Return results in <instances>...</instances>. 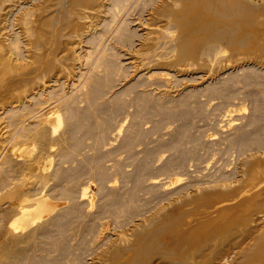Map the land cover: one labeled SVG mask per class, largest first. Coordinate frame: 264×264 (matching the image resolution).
I'll list each match as a JSON object with an SVG mask.
<instances>
[{"label": "bare ground", "instance_id": "6f19581e", "mask_svg": "<svg viewBox=\"0 0 264 264\" xmlns=\"http://www.w3.org/2000/svg\"><path fill=\"white\" fill-rule=\"evenodd\" d=\"M140 1H141V3L143 2L144 4H142L143 7H141V10L140 11L137 10V11H139V12H137L135 10V8L138 4H140ZM131 4H133V5H131ZM121 5L123 6L124 10H126L129 7V5L132 6L133 9H131V14H130V16L128 15L129 20H128V16H127V18H124L125 19V21H124V19L122 17H120L119 14H118L119 16L117 15V9H118V7L122 8ZM140 6H141V4H140ZM0 7H1L0 8V70H1V66L3 65V62L5 61V59L9 61L8 63H11V62L21 63V61H22V62H24V65H25V62H28L29 60L33 59V61H31V62H33L32 65L34 64V62H36L37 65L35 64L36 67H35V65H33L35 67V70H33L32 74L34 72H36V75H35L36 77L37 76L43 77V83L41 85H39L40 89L39 90L37 89L38 91L36 93H34V95H33L35 98H38L41 100V103L39 102L40 104L39 103L37 104L39 106L33 111L31 109V112H28L26 115L23 114L24 116L22 118V121L19 123L18 128L14 127L15 130L7 133L6 135L4 133L3 138H1L2 136L0 134V171L3 168H7L8 165L12 164L13 162H15L16 164L18 163V166H16L17 168H15L13 170L15 176L9 174L8 175L9 178L5 179V184L0 189V197H1L0 202H2V204H3V205H1L2 206L1 209L4 212L3 215H6V225H5V231L7 234L6 236L9 239V241L11 243L10 245L12 247V249L10 251V262H9V264H37V261L34 260L35 256L33 258L31 257V259H33V260H31L30 258H28L30 256H27L26 254H27V250H29V247L31 248L32 246L36 245L35 244L36 240H38L39 237L45 236L48 238V237H52L53 235L56 236V234H55L56 232H57V235H59L58 229L59 228L61 230L63 229V228H61L62 227L61 223L64 222V225H65V222L68 221L67 219H70V218H66V221L61 220V219H63L62 217H65V216L68 217L69 216L68 214H70V215L72 214V217L73 218L75 217V221H77L76 216L81 214L82 210H85V209L81 208L82 204H80V203L86 204V206L89 207L90 209L94 208V197L95 196H92V194L90 196V192H89L90 187H93V183L88 185V186L84 185L85 182L83 184H81L84 186H80L79 184H77V187H79V188L75 189V186L73 184H74V182H77V181L73 180L74 182H73V184H71V185H73V187L67 189L66 191H63V193L64 192L66 193V194H64V195H66L65 197H67L65 199L66 201L58 202L57 199L55 198V196L54 197L51 196L52 194H51V189L48 186V183H49L48 181L47 182L41 181V183L38 184V183H36V181L34 179L35 178H40L41 180L44 179L45 178L44 176H46L44 174L45 168H46L47 164L53 160V158L55 156V151H57L56 147L60 146V145H64V147L63 146L62 147L65 148V146L69 144V143L67 144V142H69L70 138H68L66 136V133H60L59 132V126L61 127L60 124H62L61 111H60V106L62 104H66L69 107L68 110L70 112V115H72V116L75 114L79 115V113L82 111L80 108H82L83 104H86L88 107L92 106V105L96 106L93 109H91V113L86 116V120H88L89 121L88 123L91 124V126L93 127L92 131L95 129V127L97 128L93 134L94 138L96 137L97 142L102 140L103 135H104V125L99 124V122L102 118L101 117L99 120L101 108L100 107L98 108L97 107L98 105H96V103H97L96 101L98 99L99 94H102V93H100L102 89L100 90V92H98V89H99L98 85H100L99 83L103 82L102 76L104 74H102V76H101V73L103 71L100 72V67L102 66V64L104 65V69H105V67L113 68L112 67L114 65L113 62L114 61L116 62V60H121V57H123L124 60L126 61V66L128 65L129 69L131 68V71L128 69L131 72V75H132L131 77H134V76L136 78L138 77L140 79V81H142L141 86H143L144 88L150 87L152 89V87H154L153 91H158L159 88L160 89L163 88L159 91V93L161 94L162 97L167 96L169 93H171L172 86H174V85L171 86L173 76H171V74H168L167 70H171V68H173V67L176 68L175 78L183 75V73H184V75H186L185 72H187V70L186 71L182 70L179 68V66L183 65L184 63H187V61L189 62V60H192L194 62L196 61L197 63H199V61H201L203 58L205 60L207 58V60H211L213 62L219 61L221 59H223V61H226L228 59L227 58L225 60V58L228 56L227 53H229V51H231L233 53V54H231L233 57V58H231V59H233V60H231V62H233L235 65H243V66L252 65V67L256 66L260 69H263V71H264V0H4V3ZM123 13H124V11H123ZM127 20L131 24H133L135 29L133 28L134 30L131 29V31H128L126 33H122L123 32L122 31L123 26H124L123 24H125ZM6 21L8 22V27H5L4 23H6ZM6 26H7V24H6ZM125 30H126V26H125ZM11 31L14 32V34H12ZM135 31H137L138 33L137 32L135 33ZM107 35L113 36L112 41H114V44H113L114 47H118V46L120 47L121 46V48H124L125 50L123 52H120V53L117 52L119 55H117V53L113 52V50H112L113 53L109 54L108 53L109 50H108V48H106V45L108 46V44H106V41H108ZM110 39L111 38H109V40ZM94 40L95 41L98 40V41L95 42ZM6 42L11 46V50L8 47L9 50L6 51L7 50L6 49L5 50L6 52L2 53L1 45L4 44V46H5ZM20 43L21 44L23 43L22 46H20ZM86 45H88V46H86ZM205 45H207V46L211 45L212 47L214 45V47H213L214 50L211 53L209 52L210 53L209 57L202 55V47H205ZM5 48H6V46H5ZM112 49H114V48L112 47ZM13 55L17 56V58H14ZM2 60H4V61H2ZM82 60H84V61H82ZM58 61H61L65 64L68 62V66H69V64H70V66H72V71L71 72L69 71L68 76L66 75L67 76L66 82H68V85H70L69 84V81H70V83H72V87H73L74 91H75V89H78V90H76L77 92L75 91L76 93L75 94L73 93V95L70 97H69L70 94H68V92L66 90L56 92L58 90V87L61 88L63 85V83H62L63 81L60 84V80L57 79V77H56L57 75L55 76V73H54V67L57 68L55 65ZM226 63H227V61H226ZM226 63H225V67H226ZM118 64H119V62H118ZM123 64H121L122 67L125 66V63H123ZM17 65L19 66V64H17ZM17 65H15V66L17 67ZM27 65L29 66L28 63H27ZM32 65H31V67H32ZM185 65L186 64H184V66ZM6 66H8V64ZM15 66H12V67L16 68ZM119 66L117 65L116 67H119ZM184 66H182V67H184ZM22 67L23 66H21V69H22ZM25 67L21 71H23L25 69ZM27 67H26V69H27ZM187 67H188V65H187ZM9 69L11 70V68H9ZM57 69H59V67ZM79 69L81 72L80 75H79V72L77 71ZM114 69H115V67L113 68V70ZM246 69H247V67H246ZM55 71L59 72V70H55ZM60 71H61V69H60ZM109 72H111V71H109ZM109 72H107V73H109ZM237 72H239V71H237ZM30 73H28V74H30ZM61 73H63V72L61 71L60 74ZM20 74H22V72ZM26 74H27V72H26ZM115 74H117V73H115ZM242 75H244V74H242ZM109 76H111V74L108 75V77ZM11 77H12V75H11ZM27 77H29V76L27 75ZM7 78H9V77H7ZM13 78H14V76H13ZM113 79H114V77H113ZM137 79H136V81H137ZM186 79H185V81H186ZM127 80H128V78H127ZM0 81H2L1 78H0ZM16 82H17V80H16ZM78 82H80V83H78ZM77 83H78V85H77ZM189 83H190V81H189ZM0 84H2V82ZM176 85H179V84H176ZM21 86L23 87L24 85H21ZM139 86H140V83H139ZM139 86H138V88H139ZM132 87H130V89ZM62 88H64V87H62ZM11 89H12V86L5 87L3 89L4 90L3 92H8V94H9ZM35 89H36V87H35ZM35 89L34 90L32 89V91H36ZM21 90H22V88H21ZM0 92H1V88H0ZM110 92H111V90H110ZM125 92H126V90H125ZM137 92H138V90H137ZM48 93L49 94L50 93H67V94H63V96H61V97H59V95H54L52 98L49 97L50 99H46V97H48ZM69 93H71V92H69ZM130 93H131V91H130ZM1 94H3V93H0V95ZM14 95H16V94H14ZM141 95H142V93H141ZM10 97H11V95H10ZM11 98H13V95ZM71 98H72V100H71ZM111 99H114V98H111ZM141 100H143V99H141ZM144 100H146V99L144 98ZM8 101H10V100H8ZM29 101H31V98ZM158 101H160L159 98H158ZM168 101H170V100H168ZM17 102H20V101L17 100ZM17 102L15 104H17ZM106 102H108V100ZM134 103H136V102H134ZM7 104H5V105H7ZM10 104H13V103H10ZM99 106H101V105H99ZM84 107H85V110L89 109V108L86 109V106H84ZM90 108H92V107H90ZM104 108L106 110V107H104ZM143 108L144 107H142V109ZM24 110H25V107H24ZM68 110L66 107V111H68ZM28 111H30V110H28ZM83 111H84V109H83ZM116 111H118V110H116ZM101 112H102V110H101ZM129 112H130V110H129ZM229 112H231V111H229ZM13 114H15V113H13ZM65 115L66 114H64V116ZM105 116H107V115L105 114ZM79 119L81 120V118H79ZM72 120L73 119H71V122H72ZM79 121H78V123H81V121L80 122ZM126 122H124V123H126ZM252 122H253V120H252ZM118 123H119V121H118ZM74 124H75V122H74ZM139 124H141V123H139ZM82 125H84V124H82ZM76 126L80 127V124L76 125ZM248 126H249V124H248ZM67 127H68V125H67ZM72 127H75V126L72 125ZM136 127H137V125H136ZM69 128H71V127H69ZM78 129H81V127L77 128L75 130L78 132ZM83 129H84V127L82 128V130ZM139 129L141 130L142 128H139ZM2 130H3V128H2ZM86 131H88V130H86ZM121 131H122V126H119L118 129L113 134V137L119 136L121 134ZM64 132H65V130H64ZM131 134H133V132ZM249 134L250 133H248V135ZM122 135H124V134H122ZM179 136L182 138L183 135L182 136L179 135ZM75 138L76 137H74L73 139H75ZM107 138H108V135H107ZM115 138H117V137H115ZM118 139H120V138H118ZM178 140H179V138H178ZM78 141H79V139H78ZM127 141H128V139H127ZM240 141H242V140H240ZM255 141H256V139H255ZM80 142H82V140H80ZM123 142L125 143V141H123ZM254 142H253V144H254ZM124 143H122V144H124ZM84 144H86V143H84ZM84 144H83V146H84ZM239 145L240 144H238V146ZM92 146H94V145H92ZM122 146H124V145H122ZM88 147H90V146H88ZM95 147L96 146H94L93 149ZM252 147H254V146H252ZM85 148H86V146H85ZM125 149L126 148H124L123 151H125ZM182 149H184V148H182ZM103 150H104V148H103ZM137 150H139V149H137ZM106 151H108V150H106ZM129 151L130 150H128V152ZM132 151H134V149ZM248 151L249 150H245V152H243L241 159L242 158L244 159L243 160L244 164H246L247 160L248 161L251 160L252 163H250L248 165H251L250 167H252V168L247 167L246 166L247 164L239 166L237 168V170L234 171L235 173H232V174H234L233 177L229 178V179L223 178V177L222 178H220V177L214 178L212 181L207 182L208 181L207 180V181H205L206 183L201 184V185L197 181H195L196 183H194V181H193V184H195V185L190 184L191 186H183V185H182V187L179 186L178 189L176 188L177 190L176 189H175V191L172 190L173 191L172 193L169 190L175 188L177 183H179V181H180L179 178L169 177L168 178L169 180L165 181L163 183L160 182L162 180L161 178H160L161 179L160 181H158V180L152 181L151 180L152 182H150V183L155 184V185L158 183L159 184L161 183L162 188L164 189L165 193H166V190H168V192L166 194H164V192H162V194H164L165 197H169L166 195L170 192L169 193L170 196H173L172 198L170 197L171 201L168 200L170 203L165 202L166 203L165 204L163 202V203H161V205H157V207L154 206L153 211L151 210V208H153V207L150 208L149 206L151 203L154 204V202H151L150 204L148 203L149 204L148 211L149 210H151V211H149V212L147 211V214H146V212L144 210L145 214L143 215V217L142 216L138 217V219L136 218L138 216V214H136L137 216L135 215V219H137V220H133V222H134L133 226L131 225L133 222H131V224L128 222L129 225L132 226L131 228L133 229V232H132V229H131V232H129V233H132V235H126V236L121 237L120 233H118L115 235L116 236L115 239L113 238L114 240L112 239V237L110 238V240L105 239L106 242H108V243L110 242L111 244L105 243V241L104 242L99 241L97 243L99 246L98 250L104 249L106 247L110 248V249L107 248L108 250H110V257H108V255H105V254H109L107 252V249H104L106 251L101 250L102 252L103 251L105 252V254L104 253H101V254L102 255L104 254L105 258H106V256L108 258L107 264H168V263L172 264V263H170L171 261L168 262L169 259L172 260L171 258L174 257V258H177L178 260H181L182 259L181 257L180 258L175 257V255L176 254L178 255V252H179L180 256L182 254H183L182 256H186V254L184 255V252L187 249H190L192 247H194V249H195L196 248L195 246L197 244L198 245L197 249H196L197 251L194 252L193 255L190 257H188L189 254H187V257H183V260H181L182 264H189V261L193 262L194 258H197V256H199L198 258L200 259L203 254L205 255V252H208L209 250H214L217 247H218L217 249H219V247L221 248V246L228 243L229 239L232 237L231 235H233L232 233H234L233 230L229 229L230 233L224 234V235H222V232H221L220 234L222 236H220L218 234L217 236H219V237H216V236H215L216 238L211 237L213 239L208 238V236H205L207 238H204V237L202 238V234L204 233L205 235H207L208 233H210L213 230L212 228L215 227L217 224H218L217 226H219V224L222 222H225V224H226V221H228L230 219H231V222L235 223V222H237V219H238L243 224H245L246 233L248 235H250V239L248 241H251L253 239L252 242H254V243L251 245L250 248L245 245L247 248H249L247 251L245 250V248L242 249V247H244V245L241 247L240 246L241 244L239 245L238 243H236V244H238L240 249H242L243 251L245 250L247 252V255H244V253L242 254L243 255L242 260H240L241 258L238 259L239 255L235 254L234 251H232L233 248L237 249L238 246H236V244H235L236 247H232L230 245L232 247L231 251L228 250L229 248H226V249L230 252H233L235 255H238V256H233V258L236 257V259H238L235 262V264H249V261L251 260V258H253L254 255H257L255 253L258 251V250H256L257 246H258V249H259V247L261 249L264 248V246H263L264 245L263 244L264 243L263 242V239H264V173H260L261 171L258 172L256 166H253V160L254 159H258V161H261V162L263 161L264 152H261L259 149H256V150H253L250 152H248ZM64 152H68V150L64 151ZM82 152H84V148H83ZM92 152H94V151H92ZM97 153H99V152H97ZM102 153L104 154V152H102ZM119 153H120V151H119ZM70 154H72V153H70ZM79 154H80V152H79ZM93 154H95V153H93ZM59 155H60V153H59ZM89 155L90 154H88V157H89ZM101 156H103V155H101ZM138 156H139V154H138ZM138 156H135V157H138ZM64 157H66V155H64ZM88 157H87V159H89ZM183 158H185V157H183ZM72 160H74V159H72ZM60 161L58 162L59 164H60ZM185 161H186V159H185ZM69 162H71V161L69 160ZM178 162H179V160H178ZM183 162H182V164H183ZM261 162H260V164H261ZM257 163H259V162H257ZM166 164H168V163H166ZM258 165L259 164H257V166ZM253 167H255L256 170L253 169ZM261 167H262V165H261ZM83 168H82V170H83ZM178 169H179V167H178ZM261 169L263 171L264 166ZM169 172H171V171H169ZM4 174H6V172ZM120 174H121V172H120ZM117 175H118V173H117ZM123 175H124V173H123ZM171 175H172V173H171ZM6 176L7 175H5V177ZM78 176H80V174ZM84 177H86V176L84 175ZM87 177H86V179H87ZM49 178H50V176H49ZM76 178L77 177H75V179ZM139 178H140V176H139ZM145 178H146V176H145ZM150 178L152 179V177H150ZM99 179H101V178L99 177ZM57 181H59V180H57ZM54 182H55V180H54ZM61 182L62 181H60V183ZM60 183H58L57 185H54L53 187H51V186L50 187L53 189V191L54 190L56 191L55 188L60 186L59 185ZM132 183H134V182H132ZM62 184H64V183L62 182ZM104 186H105V184H104ZM138 186H140V185L138 184ZM153 187H154V185H153ZM146 189H147V187H146ZM160 189H161V187H160ZM163 189H162V191H163ZM64 190H65V188H64ZM153 190H154V188H153ZM156 190H158V188ZM144 191H145V189H144ZM150 191L152 192V189ZM119 192H121V191H119ZM159 192L157 194H159ZM153 193H156V191ZM157 194H156V196H158ZM54 195H55V192H54ZM58 195H59V193H58ZM58 195H56V197L60 196V195L59 196ZM64 195L61 194V198H63L62 196H64ZM156 196H154V198ZM161 196L162 195H159V197H161ZM162 198H160V199H162ZM59 200H60V198H59ZM120 200H122V199H120ZM117 201H119V200H117ZM156 201H157V199H156ZM149 202H150V200H149ZM116 203H118V206H119V204L121 206V201H120V203L115 202L113 207H115ZM68 204L69 205L71 204L69 209L65 208L64 211H61V210L58 211L59 209H61L62 207H65ZM78 204L81 206H79ZM123 204H124V202H123ZM101 205L103 206V204H101ZM107 205H105V207ZM110 205H108V206L110 207ZM125 205H126V203H125ZM147 205H146V207H147ZM77 206H79L81 208L80 209L81 211L79 209H78L79 211L77 210V208H78ZM86 206H85V208H86ZM118 206H117V208H119ZM151 206H152V204H151ZM90 209H89V211H90ZM101 209H103V208H101ZM104 210H101L100 213H96V215L98 214L97 215L99 217L98 221L100 222V227H98L99 232L97 231L98 234H94V235H97V236H95L96 242L98 240H103L104 237L107 236V232L109 231V227H110L109 223L110 222L109 223H108V221L104 222V220H106L107 218L109 219V216L107 217L108 209H104ZM110 210H112V209H110ZM110 210H109V213H110ZM119 210L117 209L116 211H119ZM132 211H133V209H132ZM79 212H81V213H79ZM111 212H114V209ZM115 213H117V216H118V214L120 215L122 212L121 213L115 212ZM115 213H110V214H111V216H114V218H116ZM127 213H129V212H127ZM131 214H132V212H131ZM131 214H129V215H131ZM96 215L94 217H97ZM0 216H1V214H0ZM148 216H150V218L147 219ZM59 218H60V220H59ZM78 218H79V216H78ZM111 218H113V217H110V219ZM128 219H126V220H128ZM130 219H131V217H130ZM233 219H236V221H234ZM70 220H72V219H70ZM118 220H120V219H118ZM126 220L124 222H126ZM1 221H3V220H1ZM73 221H74V219H73ZM94 221H96V218L94 219ZM59 222H61L60 223L61 227L58 224ZM79 222H80V220H79ZM120 223H121V220H120ZM2 224H3V222H2ZM71 224H73V223H71ZM68 225L69 224L67 223V226ZM97 225L99 226V224H97ZM221 225H220V227H221ZM65 226H63V227H65ZM70 226H73V225H70ZM70 226L68 228H70ZM85 227H87V225ZM0 228H2V227H0ZM68 228H67V230H68ZM72 228H74V227H72ZM98 228L96 226V229H98ZM86 229H88V228H86ZM67 230L66 231L62 230L63 232L61 231V233L67 232ZM70 230H72V229H69L68 231H70ZM92 230H90L89 232H91ZM209 230H211V231L209 232ZM215 230L216 229H214V231ZM93 231L95 233H97L96 230H93ZM218 231L220 232V230H218ZM236 231H237V227H236ZM70 232H68V233H70ZM116 232H118V231H116ZM197 232L198 233L203 232L200 236L202 238L201 240H198L199 234L197 235L196 234ZM213 232H212V234H213ZM226 233H227V231H226ZM64 234H66V233H64ZM204 234H203V236H204ZM244 234H245V232H244ZM247 234H245V235H247ZM68 235H70V234H68ZM100 235H101V237H100ZM195 235H197L198 238L195 237V240H194L193 236H195ZM214 235H216V234H214ZM245 235H244V237H245ZM4 236H5V232H4ZM196 238H197V241H196ZM84 239H87V238H84ZM240 239H239V241H242V238H240ZM0 242H1V240H0ZM245 242L242 241L243 244ZM55 243L57 245V242H55ZM55 243L52 245V249L50 250V253H51V251L53 252L54 249H56ZM247 243L248 242H246V244ZM261 243L263 245H261ZM79 246H81V244ZM82 246H84V245H82ZM227 246L229 247V245H227ZM56 247H58V246H56ZM84 247L85 248H79V249L80 250L84 249V251H85L86 245ZM224 247H226V246H224ZM224 247H222V248H224ZM68 249H67V251H69ZM242 250H241V252H242ZM47 251H49V249ZM238 251H235V252L237 253ZM259 251H260V249H259ZM261 251L259 253L262 254ZM217 252L219 253V250ZM253 252H254V254H253ZM222 253L223 252H221L220 254L222 255ZM63 254H65V253H63ZM172 254H174L173 257L169 258V256L170 255L172 256ZM228 254L229 253L227 252L226 255H228ZM230 254L233 255L232 253H230ZM261 254H259V255H261ZM204 255H203V257H205ZM259 255H257L258 258H259ZM95 256H96V254H95ZM216 256H215V259H216ZM257 256L255 258L257 260L254 262H257L259 259H261V258L258 259ZM261 257L264 260V254H263V256L261 255ZM75 258L72 260V262H71L72 264H75V260L78 261V263H79V260H81V259L83 260L86 257L85 258L80 257V259H79V257L77 259H75ZM209 258H207V259L209 260ZM96 259H98V258H96ZM199 259H197V260L199 261ZM212 259L214 260V258H212ZM94 260H95L94 257H93V259L89 258V262L88 263L86 262V264H94L95 262L99 261V260H97L94 262ZM174 260H175V262L178 261L176 259H174ZM208 260H206V261H208ZM213 260L211 261V263L213 262ZM233 260L235 261V259H233ZM263 260H261V261H263ZM104 261H105V259H104ZM204 261H202V262H204ZM219 261H222V259ZM234 261H232V262H234ZM228 262H229V260H228ZM232 262L230 264H232ZM259 262H260V260H259ZM71 263H69V264H71ZM81 263H83V262H81ZM101 263H105V262L101 261ZM193 263H190V264H193ZM179 264H181V262ZM196 264H197V261H196ZM209 264H210V262H209ZM213 264H216V262L215 263L213 262ZM222 264H224V263H222ZM225 264H226V262H225ZM227 264H229V263H227ZM251 264H252V261H251ZM260 264H263V263H260Z\"/></svg>", "mask_w": 264, "mask_h": 264}, {"label": "rangeland", "instance_id": "374dc122", "mask_svg": "<svg viewBox=\"0 0 264 264\" xmlns=\"http://www.w3.org/2000/svg\"><path fill=\"white\" fill-rule=\"evenodd\" d=\"M3 3H4V0H0V6ZM140 4H141V6H140ZM140 4H138L139 6L138 5L136 6V8H135L136 11L137 10L140 11L141 7H143L142 4H144V3L143 2L141 3V1H140ZM131 5H133V4H131ZM131 5H129V7L126 10H124L122 5H121L122 8L118 7L117 15L119 14L120 17H122L123 19L127 18L128 15L130 16L131 9H133ZM137 7L138 8L140 7V8L138 9ZM123 11H124V13H123ZM139 11H137V12H139ZM129 16H128V20H129ZM124 21H125V19H124ZM127 21L125 23L126 25L123 24L124 26H123V30H122L123 32L122 33H126L128 31H131V29L132 30L135 29L133 24H131L129 21L128 22ZM4 24H5V27H8V22L7 21ZM6 24H7V26H6ZM125 26H126V30H125ZM136 32L137 31H135V33ZM12 34H14V32H12ZM107 37H108L107 38L108 41H106V44H108V46L106 45V48H108V50H109L108 53L109 54H112L113 52L120 53V52H123L125 50L124 48H121V46L120 47L119 46L118 47H114L113 46V44H114V41H112V37L113 36H111V35L108 36L107 35ZM109 38H111V39L109 40ZM97 41L98 40H96L95 42H97ZM22 44L20 43V46H22ZM5 46H6V48H5ZM5 46H4V44L1 45L2 53L8 51L9 48L11 50V46L7 42L5 43ZM86 46H88V45H86ZM112 47L114 49H112ZM213 47H214V45H213ZM213 47L211 45H208V46L205 45V47H202V55H204L206 57L207 56L209 57L210 53L214 50ZM112 50H113V52H112ZM118 53H117V55H119ZM229 53H227L228 56L225 58V60L228 58L226 60L227 63H226V61H223V59H221L219 61H216V62H213L211 60H207V58H206V60L203 58L202 59L203 61L201 60V61H199V63H197L196 61L194 62L192 60H189V62L187 61V63H184V64H186L185 66H184V64L179 66L180 69L185 70V71L187 70V72H185L186 75H184V73H183V75H181V76H179L177 78H175V76H176L175 75L176 68L173 67V68H171V70H167V73L171 74V76H173L172 77L171 86L172 85H174V86H172L171 93H169L167 96H164V97H162L161 94L159 93V91L161 89H163V88H161V89L159 88L158 91H153L154 87H152V89L150 87H148V88L145 87L144 88L143 86H141L142 85L141 84L142 81H140V79L138 77L137 78L139 80L135 76L131 77L132 76L131 72H130L131 68L129 69L128 65L126 66V61L124 60L123 57H121V60H116L117 63L115 61L113 62L114 65L112 67L113 68L115 67L114 70L111 67L110 68L109 67L108 68L105 67V69H104V65L102 64V66L100 67V72L103 71L101 73V76H102V74H104L102 76V78H103L102 80H103L104 83L101 82V83H99L100 85H98L99 86L98 87L99 88L98 92H100V90L102 89L101 92H100L102 94L98 93L100 97L98 96V99L96 101L97 102L96 105H98L97 107L98 108L100 107L101 110H102V112H101V110L99 109L100 110L99 120L102 117L100 122H99V124L104 125V135H103V138L101 140L102 142L101 141L97 142L96 137L94 138V136H93V134H94V132L96 131L97 128L95 127V129L92 131L93 127L91 126V124L88 123L89 121L86 120V116L89 115L91 113V109H93L96 106L92 105V106L88 107L86 104H83L82 108H80L82 110L79 113L80 116L78 114H75V115H73L74 117L72 115H70V112L68 110L69 107L66 104H62L60 106L62 124H60L61 127L59 126V132L60 133H66V136L68 138H70L69 142H67V144L68 143L69 144L66 145L65 148H63L64 145H60V146L56 147L57 151H55V156H54L53 160L50 163H48L46 168H45V172H44V174L46 175V176H44L45 178L42 179V180L40 178H35L34 180L38 184L41 183V181H45V182L48 181L49 182L48 186L51 189V194H52L51 196L52 197L55 196V198L57 199L58 202L66 201L65 199L67 197H65L66 195H64L66 193L65 192L63 193V191H66L67 189L73 187V185L75 186V189H76V188H79V187H77V184H79L80 186H84V185L88 186V185L93 183V187H90L89 192H90V196H91V194H92V196H95L94 197V208L90 209L89 207L86 206V204L80 203V204H82L81 208L85 209V210L81 211L80 210L81 208L79 207L81 205L78 204L79 206H77L78 207L77 210L79 209L82 212V213L79 212L81 214L78 213L79 214L78 215L79 218H78V216H76V220L78 222L75 221V217L73 218L72 214L71 215L68 214L69 215L68 217L65 216V217H62L63 219H61V220H65V221H66V218L72 219V220L67 219L68 221L65 222L66 226L64 225V222L63 223H61V222L58 223L59 226L62 224V227L61 226L60 227L63 228L62 229L63 231H66L67 228L70 225H73V226H70V228H68V230L72 229L70 231L73 234L70 231H68V230H67V232H64L67 235L64 234V233H61L62 230L58 227L59 229L58 228L57 229H58L59 235H57V232H56L55 233L56 236L53 235L52 237H48V238L45 237V236L39 237L38 240H36V243H35L36 245L32 246L31 248L29 247V250H27V254L26 255L30 256L28 258L31 259V257L33 258L35 256L36 258L34 257V260L37 261V264H69V263L72 262V260L75 257H76L75 259H77L78 257H79V259H80V257L81 258H85L86 257L83 260L81 259L82 261L78 259L79 263H78V261L75 260V264H80L81 262H83L81 264H84V263L86 264V262L87 263L89 262V258L93 259V257H94V259H95L94 262L97 261V260L100 261V262L97 261L94 264H99V263L100 264H105V263L107 264L108 258H107V256H106V258L104 256V254H105L104 251H106L104 249H107L108 247H106L104 249H99L100 250L99 251L98 250L99 246H98L97 243L99 241H103V242L105 241V243H108V242H106V240H108V239L110 240L111 237H112V239L113 238L115 239V237H116L115 235L118 234V233H120L121 237L126 236V235H132V233H129V232H131V229H132L131 227L134 224L133 220H137L138 217H141V216L143 217L145 212L147 214V211H148L149 207L150 208L153 207V208H151V210L153 211L154 210V206L157 207V205H161V203H163V202L164 203L165 202L166 203H170L168 200L171 201V198L173 197V196H170V194H169L170 192L172 193L173 191H175L176 188L178 189L179 186L182 187V185L183 186H191L193 184V181H194V183H196L195 181H197L201 185V184L206 183L205 181H207V180H208L207 182L212 181L214 178H219V177L222 178L223 177V178H228L229 179V178L233 177L234 174H232V173H235L234 171H236L239 166L246 165V164H247L246 165L247 167L251 166V165H248V164L252 163V161L251 160H249V161L247 160L246 164H244V162H243L244 159L243 158L241 159V156H242L243 152H245V150H249L248 152H250V151L259 149L261 152H264V71H263V69H260V68H258L256 66L252 67V65H250V66L249 65H247V66L235 65L233 62H231V60H233V59H231V58H233L231 54H233V53L231 51H229ZM13 57L17 58V56H15V55H13ZM2 61H4V60H2ZM31 61H33V59L29 60L28 62H25V65H24V62H22V61H21V63H16V62L8 63L9 61L5 59V61L3 62L4 66L3 65H2L3 67L1 66L0 78H1L2 81H0V83L2 82V84H0V88H1V92L0 93H3V94L0 95V119H1L0 120V131H1L0 134L2 136L1 138L4 137V133L6 135L7 133L15 130V128H18V125L22 121L23 116L26 115L28 112H31V109H32V111L35 110L39 106L37 104L39 102L41 103V100L38 99V98H35L33 95H34V93H36L40 89L39 85H41L43 83V77L42 76H37L36 77L35 76L36 72H34L32 74L33 70H35V67H36L37 63L34 62L33 65L36 64L35 67H34L32 65L33 62H31ZM82 61H84V60H82ZM118 62H119V64H118ZM27 63L29 64V66L27 65ZM123 63H125V66L122 67L121 64H123ZM225 63H226V67H225ZM7 64H8V66H6ZM17 64H19V66ZM11 65L12 66L17 65V67L15 66L16 68H14ZM20 65L23 66L22 69L25 66L26 67L28 66V67H27V69L25 67V69L23 71H21L22 69H21ZM31 65H32V67H31ZM117 65L118 66L120 65L119 66L120 68L116 67ZM187 65H188V67H187ZM55 66L57 68L59 67V69L54 67L55 76L57 75L56 77H57V79L60 80V84L63 81L62 82L63 83L62 87H64V88L61 87L62 89L58 87V90L56 89L57 90L56 92L65 91L66 90L68 92V94H70L69 97L72 96L73 93L75 94L77 92L76 90H78V89H75V91H76L75 92L73 87H72V83H70V81H69L70 85H68V82H66V77L69 75V71L70 72L72 71V66H70V64L68 66V62L65 64V63H63L61 61H58ZM182 66H184V67H182ZM246 67H247V69H246ZM9 68H11L12 71ZM60 69L63 72L61 74H60V72H61ZM55 70H59V72L55 71ZM77 71L79 72V75H80L81 74L80 69L77 70ZM109 71H111V72H109ZM237 71H239V72H237ZM21 72H22V74H20ZM26 72H27V74H26ZM107 72H109V73H107ZM249 72L250 73L252 72V73L250 74ZM28 73H30V74H28ZM115 73H117V74H115ZM107 74L108 75L111 74V76L108 77ZM242 74H244V75H242ZM11 75H12V77H11ZM27 75L31 79L29 77H27ZM13 76H14V78H13ZM7 77H9V78H7ZM113 77H114V79H113ZM127 78H128V80H127ZM136 79H137V81H136ZM185 79H186V81H185ZM16 80H17V82H16ZM189 81H190V83H189ZM78 83H80V82H78ZM78 83H77V85H78ZM139 83H140V86H139ZM176 84H179V85H176ZM21 85H24V86L22 87ZM137 85L139 86L140 89L138 88ZM8 86H12V89L10 90L9 94H8V92H3L4 91L3 89L5 87H8ZM35 87H36V89H35ZM130 87H132L133 89L132 88L130 89ZM21 88H22V90H21ZM32 89L33 90L35 89L36 91H32ZM110 90H111V92H110ZM125 90H126V92H125ZM129 90L131 91V93H130ZM137 90H138V92H137ZM69 92H71V93H69ZM141 93H142V95H141ZM14 94H16V95H14ZM63 94H67V93H50V94L48 93V97H46V99H50L54 95H59V97H61V96H63ZM10 95H11V97L13 95V98H11ZM157 97L159 98V100L161 102L158 101ZM30 98H31V101H29ZM111 98H114L115 100L111 99ZM144 98L146 100H144ZM141 99H143V100H141ZM8 100H10V101H8ZM17 100L20 101V102H17ZM71 100H72V98H71ZM107 100H108V102H106ZM168 100H170V101H168ZM16 102H17V104H15ZM134 102H136V103H134ZM4 103L5 104L8 103V104L5 105ZM10 103H13L14 105L10 104ZM99 105H101V106H99ZM84 106H86V109L87 108H89V109L85 110ZM24 107H25V110H24ZM66 107H67L68 111H66ZM90 107H92V108H90ZM104 107H106V110H105ZM142 107H144V108L142 109ZM83 109H84V111H83ZM28 110H30V111H28ZM116 110H118V111H116ZM129 110H130V112H129ZM229 111H231V112H229ZM13 113H15V114H13ZM101 113L102 114L104 113V114L102 115ZM64 114H66V115L64 116ZM105 114L107 116H105ZM79 118H81V120ZM71 119H73L74 121L72 120V122H71ZM79 120L84 125H82L81 123H78ZM252 120H253V122H252ZM118 121H119V123H118ZM74 122H75L76 125L80 124L81 129H78V132L75 129L80 128V127L79 126L77 127L74 124ZM124 122H126V123H124ZM139 123H141V124H139ZM248 124H249L250 127L248 126ZM67 125H68V127H67ZM72 125L75 126V127H72ZM136 125H137V127H136ZM119 126H122V131H121V134L119 135L120 137L119 136H114L113 137V134L115 133V131L118 129ZM69 127H71V128H69ZM83 127H84V129L82 130ZM2 128H3V130H2ZM139 128H142V129L140 130ZM85 129L88 130V131H86ZM64 130H65V132H64ZM131 131L133 132V134H131L132 133ZM248 133H250V134L248 135ZM122 134H124V135H122ZM107 135H108V138H107ZM179 135H181V136L183 135L182 138ZM74 137H76V138L73 139ZM115 137H117V138H115ZM77 138L79 139V141H78ZM118 138H120V139H118ZM178 138H179V140H178ZM127 139H128V141H127ZM255 139H256V141H255ZM80 140H82V142H80ZM240 140H242V141H240ZM123 141H125V143ZM83 142L86 143V144H84ZM253 142H254V144H253ZM122 143H124V144H122ZM83 144H84V146H83ZM238 144H240V145L238 146ZM92 145L96 146L94 148L95 150L93 149L94 146H92ZM122 145H124V146H122ZM81 146L84 148V152H82L83 148ZM85 146H86V148H85ZM88 146H90V147H88ZM252 146H254V147H252ZM103 148H104V150H103ZM124 148H126L125 151H123ZM182 148H184V149H182ZM133 149H134V151H132ZM137 149H139V150H137ZM67 150H68V152H64V151H67ZM106 150H108V151H106ZM128 150H130L131 152L130 151L128 152ZM92 151H94V152H92ZM119 151H120V153H119ZM79 152H80V154H79ZM97 152H99V153H97ZM102 152H104V154ZM59 153H60V155H59ZM70 153H72V154H70ZM93 153H95V154H93ZM88 154H90L89 157H88ZM138 154H139V156H138ZM64 155H66V157H64ZM101 155H103V156H101ZM135 156H138V157H135ZM87 157L89 159H87ZM183 157H185V158H183ZM71 158L74 159V160H72ZM185 159H186V161H185ZM69 160L71 162H69ZM178 160H179V162H178ZM59 161H60V164L58 163ZM182 162H183V164H182ZM257 162H259V163H257ZM260 162L261 161H258V159H254L253 160V166H256L258 172L261 171L260 173H264V169H263V171L261 169L264 166V158H263V161L261 162V164H260ZM166 163H168V164H166ZM257 164H259L260 166L258 165L259 166L258 167ZM10 165H8L7 168L1 169V171H0V189L5 184V179L9 178L8 177L9 174L15 176L13 170L15 168H17L16 166H18V163L16 164L15 162H13ZM261 165H262V167H261ZM81 167L82 168L84 167L83 170H82ZM178 167H179L180 170L178 169ZM250 168H252V167H250ZM256 168L253 167V169H255V170H256ZM169 171H171V172H169ZM3 172L4 173L6 172V174H4ZM120 172H121V174H120ZM117 173H118V175H117ZM123 173H124V175H123ZM171 173H172V175H171ZM79 174H80V176H78ZM5 175H7V176L5 177ZM84 175L86 177L88 176L87 179L89 181L86 179V177H84ZM138 175L140 176V178H139ZM49 176H50V178H49ZM145 176H146V178H145ZM75 177H77V178L75 179ZM99 177L102 180L99 179ZM150 177H152V179ZM169 177L179 178L180 181H179V183H177L175 188L169 190L170 192L166 195V196H169V197H165L164 194H166L168 192V190H166V193H165L164 189L162 188L161 183L160 184L158 183V184L155 185V184H152L150 182H152L153 180L160 181L162 179L163 181L161 180L160 182L163 183L165 181H168ZM65 178L66 179L68 178V179L66 180ZM54 180H55V182H54ZM57 180H59V181H57ZM73 180H76L77 182H74ZM60 181H62L65 185L62 184V182L60 183ZM73 182H74V184H73ZM132 182H134V183H132ZM58 183H60L59 184L60 186L55 188L56 191L55 190L53 191V189L51 187H53L54 185H57ZM83 183H84V185H81ZM71 184H73V185H71ZM104 184H105L106 187L104 186ZM138 184L141 187L138 186ZM153 185H154V187H153ZM193 185H195V184H193ZM159 186L161 187V189H160ZM63 187L65 188V190H64ZM146 187H147V189H146ZM156 187L158 188V190H156L157 189ZM153 188H154V190H153ZM144 189H145V191H144ZM151 189H152V192L150 191ZM162 189H163V191H162ZM119 191H121V192H119ZM155 191H156V193H153ZM54 192H55V195H54ZM158 192H159V194H157ZM162 192H164V194H162ZM58 193H59L60 196L58 195ZM61 194L64 195V196H62L63 198H61ZM156 194L158 196H156ZM56 195H58L59 197H56ZM120 195L121 196L123 195V196L121 197ZM159 195H162V196L159 197ZM154 196H156V197L154 198ZM59 198H60V200H59ZM160 198H162L163 200L160 199ZM120 199H122V200H120ZM156 199H157V201H156ZM117 200H119V201H117ZM149 200H150V202H149ZM0 201H1V197H0ZM120 201H121V206H120V204L118 206V203H116L115 207H113L115 202H119L120 203ZM123 202H124V204H123ZM151 202H154L155 205L153 203H151ZM100 203L103 204V206ZM125 203H126V205H125ZM148 203L149 204L151 203L152 206H151V204L149 206ZM107 204L108 205L111 204L110 207ZM145 204L146 205L148 204L147 207H146ZM1 205H3L2 202H0V214H1V216H0V222H1L0 223V227H2V228H0V230L2 231V232L0 231V236H1L0 237V240H1V242H0V264H9V262H10V251H11L12 247L10 245L11 243H10L9 239L6 236L7 235L6 231H5L6 215H3L4 212L1 209V207H2ZM68 205H66L65 207H62L58 211H60V210L64 211L65 208L69 209L71 204L69 206ZM105 205H107L108 207L107 206L105 207ZM116 205L119 208H117ZM85 206H86V208H85ZM101 208H103V209H101ZM89 209H90V211H89ZM104 209H108V213H109L110 209H112V210L114 209V212H111L112 210H110V213H115V212L121 213L122 212L121 213L122 215L118 214V216H117V213H115L116 218H114V216H111L110 213L109 214L107 213V217L109 216V219L107 218L106 220H104V222L105 221L106 222L108 221V223L110 222L109 223L110 224L109 231L107 232V236H106L107 238L104 237L103 240H98L96 242V237L95 236H97V235H94V234H98V232H99V228L98 227H100V222L98 221L99 217L97 216L98 214L96 215V213H100L101 210H104ZM117 209L118 210L120 209V210L116 211ZM132 209H133V211H132ZM144 210H145V212H144ZM151 210H149V211H151ZM127 212H129V213H127ZM131 212H132V214H131ZM129 214H131V215H129ZM136 214H138V216ZM95 215L97 217H94ZM128 215L131 217L132 220L130 219V217ZM135 215L137 216L136 217L137 219H135ZM110 217H113V218L110 219ZM60 218H59V220H60ZM95 218H96L97 222L94 221ZM148 218H150V216H148L147 219ZM73 219H74V221H73ZM118 219L121 220V223H120V220H118ZM126 219H128V220H126ZM1 220H3V221H1ZM79 220H80V222H79ZM125 220H126V222H124ZM233 220L236 221V219H233ZM2 222H3V224H2ZM128 222L130 224H131V222H133L131 224L132 226H130ZM67 223L69 224L68 226H67ZM71 223H73V224H71ZM235 223L231 222V219H230V220L226 221V224H225V222L220 223L219 226H217L218 225L217 224L215 226L216 228L213 227L212 228L213 230L211 229L212 231L209 230V232L210 231L211 232L208 233L207 235H205L202 232L204 234V236H203L202 233H198L197 232L196 234L197 235L199 234L198 235V237H199L198 240H201L203 237L207 238L205 236H208V238H211V237L216 238V237H219V236H217L218 234L220 236H222L224 234H229L230 233L229 229L233 230L234 233H232L233 235H231L232 236L230 238L231 240L229 239L228 243H226L225 245L221 246V248L226 246V247L222 248L223 250L220 247H219V249H217L218 248L217 247L214 250H209L208 252H205V255L203 254L205 257H203V255H202L203 258L200 256L202 259L201 258L199 259L198 258L199 256H197V258H194V261L193 260L192 261L195 264H196V261H197V264H209V262H210V264H213V262L214 263L216 262V264H219V263L220 264H222V263L225 264V262H226V264L227 263L230 264L232 261H234L233 259H235V261L232 262V264L233 263L235 264V262L238 259L241 258L240 260H242V256H243L242 254L244 253V255H247L246 251L251 247V245L254 242H252L253 239L251 241H248L250 239V235H248L246 233L245 224H243L238 219H237V222H235ZM97 224H99V226ZM86 225H87V227H85ZM95 225L97 226L98 229H96ZM220 225H221V227H220ZM63 226H65V227H63ZM72 227H74V228H72ZM236 227H237V231H236ZM86 228H88V229L90 228V229L88 230ZM92 229L96 230V232L97 231L98 232L95 233ZM214 229H216V230L214 231ZM217 229L220 230V232ZM90 230H92L94 233L92 231L89 232ZM225 230L227 231V233H226ZM116 231H118V232H116ZM4 232H5V236H4ZM68 232H70V233H68ZM132 232H133V229H132ZM212 232H213V234H212ZM221 232H222V235L220 234ZM244 232L247 235H245ZM68 234H70V235H68ZM201 234H202V238L200 237ZM214 234H216V235H214ZM197 235L193 236L194 240H195V237H197ZM244 235H245V237H244ZM72 237L73 238L75 237V238L73 239ZM100 237H101V235H100ZM84 238H87V239H84ZM197 238H196V241H197ZM213 238H211V239H213ZM240 238H242L243 242L246 241L248 243L246 244V242H245L243 244L242 241H239ZM55 242H57V245H56ZM263 242H264V239H263ZM54 243L59 248L55 246L56 249H54V251L53 252L51 251V253H50V250L52 249V245ZM236 243H238L239 245L241 244L240 245L241 247L244 245V247H242V249L245 248L246 251L244 250L245 251L244 252L242 249H240L238 244H236ZM262 243H261V245L264 244V243L263 244ZM80 244H81V246H79ZM235 244L238 247H237V249L233 248V250H232V247H236ZM82 245H84V246L86 245L85 251H84V249L83 250L79 249V248H85ZM227 245H229V247ZM245 245L247 247H249V248H247ZM197 246L198 245L196 244V246H195L196 248L195 249H194V247H192L190 249H187L184 252V255L186 254V256H182L183 254L180 256L179 252H178L179 256L176 254L177 256L175 255V257H179V258L181 257L182 258L181 260H183V257H187V254H189L188 257H190V256L193 255L194 252L197 251L196 250ZM66 248L67 249L69 248L68 249L69 251H67ZM226 248H229L228 250H230V251L232 250V251H234L235 254H238L239 255L238 259H236V257L233 258V256H238V255H235L233 252L228 251ZM48 249H49V251H47ZM108 249H110V248H108ZM108 249H107V252L109 254H105V255H108V257H110V250H108ZM259 249H260V251L262 250L261 251L262 254L259 253L260 252ZM259 249H258V246H257L256 250H258L259 252L257 251L255 253L257 255L261 254L263 256L264 248L261 249L259 247ZM101 250H104V251L102 252ZM218 250H219V253L217 252ZM241 250H242V252H241ZM235 251H238V252L236 253ZM221 252H223L222 255L220 254ZM227 252L229 253L228 255L230 257L228 255H226ZM63 253H65V254H63ZM101 253H104V254L102 255ZM230 253H232L233 255H231ZM95 254H96V256H95ZM253 254H254V252H253ZM173 255L174 254H172V256L170 255L169 258L173 257ZM257 255H254V257L251 258V260L249 261V264H251V261H252V264H254V263L255 264H260V263L264 264V260L262 259L261 255H259V258H261V259H259ZM215 256H216V259H215ZM256 256L260 260V262H259V260L257 262H254V261L257 260V259H255ZM96 258H98V259H96ZM207 258H209V260ZM212 258H214V260ZM104 259H105V261H104ZM171 259L172 260L169 259L168 262L171 261L170 263H172V264H177L178 262L179 263L181 262V264H182V261L178 260L177 258L173 257ZM174 259H176L178 261L175 262ZM197 259H199V261ZM221 259H222V261H219ZM31 260H33V259H31ZM206 260H208L209 262L206 261ZM212 260H213V262L211 263ZM228 260H229V262H228ZM261 260H263V261H261ZM101 261L105 262V263H101ZM202 261H204V262H202ZM193 262L189 261V264L193 263Z\"/></svg>", "mask_w": 264, "mask_h": 264}]
</instances>
